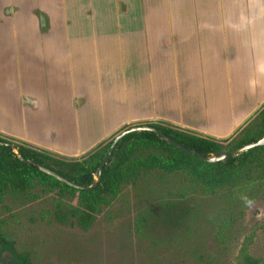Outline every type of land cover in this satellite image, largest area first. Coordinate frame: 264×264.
Instances as JSON below:
<instances>
[{
  "label": "crops",
  "instance_id": "crops-1",
  "mask_svg": "<svg viewBox=\"0 0 264 264\" xmlns=\"http://www.w3.org/2000/svg\"><path fill=\"white\" fill-rule=\"evenodd\" d=\"M264 104V0H0V133L78 157L125 125L214 138Z\"/></svg>",
  "mask_w": 264,
  "mask_h": 264
},
{
  "label": "trees",
  "instance_id": "trees-1",
  "mask_svg": "<svg viewBox=\"0 0 264 264\" xmlns=\"http://www.w3.org/2000/svg\"><path fill=\"white\" fill-rule=\"evenodd\" d=\"M139 124L157 127L165 135L205 156L215 151H231L261 138L264 135V104L242 129L221 139L164 121ZM130 126H123L78 157L59 155L0 133V195L29 193L36 187L46 192L54 191L62 203L57 217L83 229L91 226L103 208L113 205L124 187H135L150 175L158 177L162 188L166 187L162 183L165 177L183 179L182 186L178 188L180 198L160 203L161 220L169 224L181 222L189 213L191 207L186 200L189 194L222 196L227 206L236 207L241 213L245 208L241 195L252 199L264 196V145L231 155L226 161L208 162L169 144L154 131H133L117 142L100 178L91 188L71 186L34 164L49 167L79 185L89 186L94 183L96 169L115 135ZM21 157L31 163H26ZM5 251L15 264H32L29 251L15 249L0 219V262ZM243 264H264V259L246 254Z\"/></svg>",
  "mask_w": 264,
  "mask_h": 264
},
{
  "label": "rangeland",
  "instance_id": "rangeland-1",
  "mask_svg": "<svg viewBox=\"0 0 264 264\" xmlns=\"http://www.w3.org/2000/svg\"><path fill=\"white\" fill-rule=\"evenodd\" d=\"M150 175L126 186L88 229L57 217L56 192L0 195L3 230L32 264H243L264 259V196L241 213L222 196L188 195L191 209L179 223L161 220L160 203L180 198L182 178ZM8 252L0 264H8Z\"/></svg>",
  "mask_w": 264,
  "mask_h": 264
},
{
  "label": "water",
  "instance_id": "water-1",
  "mask_svg": "<svg viewBox=\"0 0 264 264\" xmlns=\"http://www.w3.org/2000/svg\"><path fill=\"white\" fill-rule=\"evenodd\" d=\"M142 130H150V131H154L156 132L157 134L161 135V137L166 141L168 142L169 144L187 152V153H191V154H194L196 156H198L199 158L201 159H204L208 162H217V161H226L231 155H237L239 154L240 152L242 151H245L249 148H252L254 146H257V145H264V135L259 138L258 140L254 141V142H250V143H246L245 145H242L240 147H237L231 151H215V152H211L209 153L208 155H202L200 153H198L197 151H195L194 149H191V148H188L184 145H182L181 143H179L178 141L170 138L169 136L165 135L161 129L157 128V127H154V126H150L148 124H135V125H131L130 127L122 130L120 133H118L117 135H115V137L113 138L110 146L108 147L107 151L105 152L102 160L100 161L97 169H96V173H95V176H94V183H92L91 185L89 186H82V185H79L75 182H72L70 181L69 179H67L66 177L60 175L58 172H56L55 170L49 168V167H46L44 165H41L39 163H34L41 171L51 175V176H54L55 178H57L58 180L62 181V182H65L71 186H74V187H78V188H91V187H94L96 185V182L97 180L100 178V174H101V171H102V168L104 167V165L107 163L112 151L114 150L117 142L123 137L125 136L126 134L130 133V132H133V131H142ZM5 144H9L11 145L12 143L11 142H3ZM14 152L17 153V149L14 148ZM21 159L23 161H25L26 163H31L30 160L28 159H25L23 157H21ZM9 255V254H8ZM8 264H15L12 259L8 258Z\"/></svg>",
  "mask_w": 264,
  "mask_h": 264
},
{
  "label": "clouds",
  "instance_id": "clouds-1",
  "mask_svg": "<svg viewBox=\"0 0 264 264\" xmlns=\"http://www.w3.org/2000/svg\"><path fill=\"white\" fill-rule=\"evenodd\" d=\"M240 199L242 201V203L244 204L245 207H248V208H252L255 204V201L254 199L246 196V195H241L240 196Z\"/></svg>",
  "mask_w": 264,
  "mask_h": 264
}]
</instances>
